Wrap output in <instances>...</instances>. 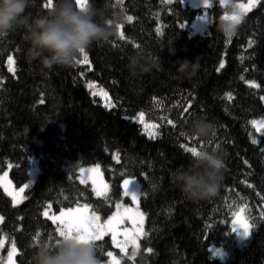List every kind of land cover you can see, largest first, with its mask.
Returning <instances> with one entry per match:
<instances>
[{
  "label": "trees",
  "instance_id": "trees-1",
  "mask_svg": "<svg viewBox=\"0 0 264 264\" xmlns=\"http://www.w3.org/2000/svg\"><path fill=\"white\" fill-rule=\"evenodd\" d=\"M46 3L29 0L26 13H46ZM90 4L106 9L105 17L121 12L124 22L107 41L86 50L88 63L41 70L26 56L23 29L0 36V173L10 166L12 182L22 186L37 160L26 199L14 206L0 188V238L6 239L0 264L13 242L16 264H34L42 242L55 245L61 239L55 223L43 216L49 205L57 213L87 204L104 220L119 201L129 202L123 198V180L142 176L147 178L140 203L145 235L139 251L133 259L123 257L105 236L97 242L102 263L113 250L121 264H264V130L258 133L252 123L264 117V0L242 17L231 38L217 31L226 11L217 4L210 9L207 31L196 36L189 34L190 24L202 9L191 10L178 0ZM133 52L156 67L129 75ZM181 59L199 66L190 78L170 75L173 62ZM98 91L107 94L110 105ZM206 111L219 121L216 136L207 142L187 134L193 120L207 119ZM217 145L225 158L220 190L210 199L187 200L170 173L188 162V148ZM87 165L100 167L109 186L106 196H96L78 180L77 167ZM240 210L254 225L244 241L231 226ZM211 246L223 250V261Z\"/></svg>",
  "mask_w": 264,
  "mask_h": 264
},
{
  "label": "clouds",
  "instance_id": "clouds-1",
  "mask_svg": "<svg viewBox=\"0 0 264 264\" xmlns=\"http://www.w3.org/2000/svg\"><path fill=\"white\" fill-rule=\"evenodd\" d=\"M28 7L29 0H0V35L23 29L26 56L30 62H38L41 70L73 66L82 50L86 51L95 42L107 41L115 34L117 25L124 22L119 11L105 17L106 9L90 5L82 10L74 6L73 0H54L51 9L35 16L26 13ZM226 8L230 15L235 13L231 4ZM240 23L222 19L216 28L225 38H231ZM173 63L170 75L176 79L190 78L199 67L195 61L186 59ZM153 67L156 64L144 61L139 52L128 56L126 69L131 76L150 72ZM216 130L214 122L197 118L187 134L207 142ZM224 169L222 149L218 145L206 146L195 154L190 153L188 162L170 173V181L187 200L199 202L216 196L222 186ZM34 264H102V261L94 243L61 238L55 245L42 242L34 252Z\"/></svg>",
  "mask_w": 264,
  "mask_h": 264
},
{
  "label": "rangeland",
  "instance_id": "rangeland-1",
  "mask_svg": "<svg viewBox=\"0 0 264 264\" xmlns=\"http://www.w3.org/2000/svg\"><path fill=\"white\" fill-rule=\"evenodd\" d=\"M174 1H176V0H171V2H168V0H164V2L169 3V4L173 3ZM258 1L259 0H255V5L258 3ZM251 2H252V0H244V1H239V2L238 1H234V0H209V3L211 4V7L205 8L203 3H202V0H185V3L182 4L183 6L188 7L191 10L202 9V11L200 13H198L196 15L195 19L191 22L189 34L191 36H196V35H202V34H204L207 31V29H208V27H209V25L211 23L210 9H212L215 4L219 5L220 7L224 8L226 10L223 13V15L221 16V20H222V17L225 14L230 15V12L227 10L226 5L231 4L234 7V5L244 4V5L247 6ZM253 8L254 7H251V9L249 11H251ZM234 10H235V13L239 12V10L237 8H235V7H234ZM249 11L245 12L243 14V16L246 15ZM198 17H202L203 19H198ZM98 93L101 95V97L105 98L106 102H108V105H110V102L108 101L107 97H105V95L101 91H98ZM262 101L264 102V96L262 97ZM205 116H206L207 120L212 121L215 124H217L219 122L218 118H216V116H214V113H210L209 111H206ZM138 120L141 121V118L139 117ZM254 121L257 122V124L255 126L253 125L254 128H255V131H257L258 133H261L264 130V124L261 123V122H264V117L256 119ZM143 127L148 133H151L153 131L146 123H143ZM216 134L217 133H215V136H216ZM74 166H75L74 162L69 163V165H68L69 168L74 167ZM97 166L98 165H87V166H79V167H77V169H78V180L82 184L90 185L91 189L93 190V192L95 193L96 196L104 197L105 195H97V193H102L103 194L105 192L104 185L105 184L108 185V184L105 181V179H104V177H103V175L101 173L100 167H99V172L95 171ZM82 168L85 169V170L91 169V171H85V172L82 173L81 172ZM9 170H10V166H8L7 169H5L2 173H0V188L3 191V193L11 200V202L13 204V197L5 192V185L8 186L10 192L18 194L17 195V200L19 201L20 198L23 197V195H24V192L20 193V191H19L20 188L24 187L25 185H28L36 177V174H37V160H36V158L33 159L32 169L30 171V180L26 184H23L22 186L17 187L12 182V180H11V178L9 176ZM142 178L143 179H147L144 176H142ZM143 179H139V178H136V177L124 179V180H130L129 189L138 192L139 193V199L137 200V202L134 203L132 201V199H131V196H125L124 195V187H123L124 180H123V182H122L123 198L127 199L129 202L128 203H124V201L121 200V201H119L117 203V204L123 205V207L120 209L121 215L131 216V218L130 219H125L119 225L118 235H117V242H114L112 240V244H113L114 250L118 251L121 256L129 258V259H133V257H132V247L133 246L131 244H129L125 248V251L122 252L121 251V247H118L117 243L118 242H122V241L125 240L124 233H127L128 236L131 237L132 233L137 230V227L139 225V217L136 215V210L137 209H138L139 213L143 214L142 229H143V232H145V228H144V213H143V211H142V209L140 207L141 197L143 195V191H142V186H143V182H144ZM108 193H109V186H108L107 194ZM116 205H115V208H114L113 212L107 218H105L104 220H102L100 218L99 223L104 224L105 221H107L109 217L113 216L117 212ZM77 208L78 207H75V208H72V209L76 210ZM79 208H80V212L83 215H88L89 214V212H85L84 211L83 206H81ZM124 209H128V212L125 213ZM65 211H67V210H65ZM42 213H43L44 218H50L51 221L53 222V217L60 216L61 211H59L57 213H53V212H51V210L49 208H46V209L43 210ZM97 216H99V215H97ZM61 219H65L66 220V219H68V217H61ZM241 220H246V219H245V216H244L243 212L240 210V211H237L236 213H234V215L232 217L231 226L233 227L234 222L237 223V226H239V221H241ZM55 225L58 228L60 226V221L57 220L55 222ZM235 233L238 236V238L240 240H242V241L247 240L249 238V235H250V231H249V234L247 236L240 235L238 232H235ZM105 236H110L111 239H112V235H111L110 232L107 235H105ZM140 239L138 240V244L140 243ZM202 243H204V240H202ZM5 245H6V239L4 237H1L0 238V253L5 248ZM11 250H12V245H9L7 247V250H6L4 259H3V264H9L8 256H9V252ZM210 251L213 252V254L218 259H220L221 261H223L225 259V254H224L223 250L220 247L211 246L210 247ZM109 252H112L113 256L121 261V258L115 253V251L111 250ZM136 255H135V257H136ZM15 256H16V251H15V254L13 255V264H16ZM110 260H111V258L108 256L107 262L102 263V264H110Z\"/></svg>",
  "mask_w": 264,
  "mask_h": 264
},
{
  "label": "snow or ice",
  "instance_id": "snow-or-ice-1",
  "mask_svg": "<svg viewBox=\"0 0 264 264\" xmlns=\"http://www.w3.org/2000/svg\"><path fill=\"white\" fill-rule=\"evenodd\" d=\"M168 2H171V0H168ZM179 3L184 4L185 0H178ZM202 3L205 8L211 7V4L209 3V0H202ZM90 0H75V6L84 10L90 6ZM45 7L48 9H51L53 7V0H47V3L45 4ZM235 8L239 10L238 13H233L231 15L225 14L222 19L223 20H231L232 22L239 24L241 22V19L243 17V14L251 9V7H255V0H252V2L249 5L239 4L234 5ZM133 17L127 16V21H132ZM198 19H203L202 17H198ZM122 25H117V30L119 31L121 29ZM159 31V30H158ZM5 34H2L0 36H4ZM122 35V33H121ZM251 44V42H250ZM81 56L83 57V60L76 59L75 63H88V57L86 54V51L81 52ZM9 64H13L14 60L12 56L8 57ZM221 67H223V64H221ZM10 71H13V68H9ZM255 86V85H253ZM95 94V93H94ZM107 95L106 93L104 94ZM143 116L144 113H140L141 122H143ZM171 123V121H169ZM255 126L257 124L256 121L252 122ZM264 124V122H261ZM153 128H156L157 125H152ZM259 130V129H258ZM151 138H155L157 133L153 132L150 134ZM257 141H253V143H256ZM187 151H189L192 154H195L198 149L197 148H188ZM85 171H91L81 169V172ZM95 171L99 172V166L96 167ZM130 180H124L123 187H124V195L125 196H131L132 201L135 203L139 199V193L133 190L129 189ZM28 187V185H25L24 187L20 188V193H23L25 189ZM105 192L97 193V195H105L108 191V185H104ZM5 192L8 193L13 197V204L15 206L16 203L22 202L23 199H26L27 197H21L20 200H17V193H13L9 191V188L7 185H5ZM51 208V205L48 206ZM117 212L108 218L107 221H105L104 224L99 223L100 217L96 215L97 210H91L89 211V206L85 204L83 206V209L85 212H89L88 215H83L80 212V208L78 207L76 210H73L69 208L67 211L61 210L60 216L53 217V222L55 223L57 220L60 221V226L57 228V232L59 237L61 238H67V239H75L77 241H83V242H91L94 243L97 248H102L101 245H98L97 242L102 240L105 235H107L109 232L112 235V240L114 242H117V235H118V228L119 225L125 220L130 219L131 216L121 215L120 209L123 207L121 204H117ZM125 213L128 212V209H124ZM47 214V213H46ZM136 215L139 217V225L137 227V230L134 231L131 235V237L128 236L127 233H124L125 240L122 242H118L117 246L121 247V251L124 252L125 248L131 244L132 247V257L134 258L139 250V244L138 240L145 235L142 229V220H143V214L139 213L138 209L136 210ZM61 217H68V219H61ZM264 219V217H262ZM3 217H0V222H2ZM254 225L249 224L246 220L239 221V226H237V223L234 222L232 227V232H238L240 235L247 236L249 234V231L251 228H253ZM39 235V234H37ZM58 242V241H57ZM15 243L12 244V250L9 252L8 261L9 264H13V255L15 254ZM149 252L152 251V249H148ZM107 255L111 258L110 264H121V261L113 256L112 252H108ZM2 259V258H0Z\"/></svg>",
  "mask_w": 264,
  "mask_h": 264
}]
</instances>
